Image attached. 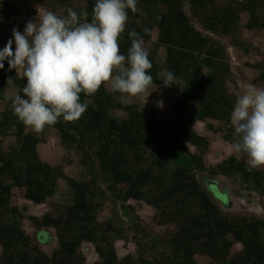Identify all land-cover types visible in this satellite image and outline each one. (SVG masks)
<instances>
[{"label": "trees", "instance_id": "trees-1", "mask_svg": "<svg viewBox=\"0 0 264 264\" xmlns=\"http://www.w3.org/2000/svg\"><path fill=\"white\" fill-rule=\"evenodd\" d=\"M183 1H188L192 14L213 33L219 28L228 32L239 20L235 5L219 6L215 0H137V8L149 10L158 39L174 52L167 71L178 79L192 75L189 69L194 66L186 60L193 59L195 49L207 37L185 21ZM95 3L89 0L88 22L93 19ZM156 5L166 10L152 12ZM135 31L138 34L139 27ZM118 40L120 54L127 56L132 38L122 33ZM164 70L160 63L152 65L149 74L153 83L163 82ZM217 70L201 77L202 93L185 88L174 114L167 117L158 116L147 103L137 100L128 104L120 100L113 105L101 85L92 95L80 93V101L88 107L78 120L65 121L61 116L49 125L78 154L85 171L81 179L70 180L64 213L45 218L60 241V250L51 257L23 229L24 215L13 200L12 188L21 189L27 199L44 202L56 194L61 176L41 160L39 138L26 130L14 111L0 112V264H89L80 251L83 242L94 244L100 258L95 264H200L198 255L207 257L210 264H264V217L221 210L201 181L200 174L207 171L203 157L191 153L184 142L188 137L199 149H206L205 137L195 132L192 122L208 118L222 121L233 111V96L225 102L216 86ZM13 82L23 97L27 80L14 76ZM190 83L196 89L200 82ZM111 111L119 115L113 116ZM7 139L13 141L7 143ZM246 161L231 158L219 164L214 174L231 177L243 190L258 193L264 210V171L250 169ZM130 199L152 206L157 223L169 227L166 235L140 236L136 229L146 232V226L139 223L130 205L125 206ZM106 208L110 215L104 221L99 214ZM131 229L139 248L135 255L119 258L115 243L126 239ZM235 242L243 248L232 254ZM142 243L159 250L161 260L150 259L152 255Z\"/></svg>", "mask_w": 264, "mask_h": 264}, {"label": "rangeland", "instance_id": "rangeland-1", "mask_svg": "<svg viewBox=\"0 0 264 264\" xmlns=\"http://www.w3.org/2000/svg\"><path fill=\"white\" fill-rule=\"evenodd\" d=\"M93 1L96 2V0ZM215 1L219 6L235 5L239 9V20L228 32L219 28L213 33L203 27L190 11L188 1H183L185 4L183 6L185 21L194 24L197 31L201 32L203 36H207L202 45L195 49L193 59L191 61L186 60L187 63L190 62L189 64L194 66V69H189L191 76L185 75L183 79L174 76L173 85L167 87H165L164 82L152 83L146 92L135 97H127L125 101L121 100V93L111 89L110 82L104 83L102 86L110 98V103L114 105L121 100L124 104H128L137 100L147 103L156 111L158 116L167 117L174 114L175 104L185 93V88L188 87L191 91H196V94L202 93L204 83L201 77L211 75L215 68L218 69L219 73L218 78H216L218 80L216 86L225 102L230 100V96H233L236 102L244 86L249 83L264 88V0ZM88 3L89 0H0V50H3L11 39L13 41L12 50L15 52L16 45L12 29L16 28L23 34L26 24L30 20L33 22L36 20L39 23V18L44 11H52L61 17L67 16L68 9H72L77 14L83 12L88 14ZM163 9L166 10L165 7L156 5L153 6L152 12H160ZM148 17L149 10L143 6L138 8L137 14L128 12V20L123 33H130L139 27L138 38L143 40L152 65L160 63L166 69L162 72L165 79L174 52L170 51L167 44L158 39V30L152 26ZM84 20L85 18L80 16V22H84ZM207 24L208 22L205 23V26ZM118 44L120 49L119 40ZM3 63L4 68L0 69V112L13 110V100L16 95H20L18 87L7 84L8 79L11 78L13 81L14 76H18L27 80L22 77V73H17L16 69L9 68L7 59ZM210 65L215 66L213 68ZM191 80L200 82L196 84V89L191 87ZM225 112L227 111L225 110ZM111 115L118 116L119 113L111 111ZM192 128L198 135L205 137L208 144L207 148L199 149L188 137L184 138V142L191 153L200 154L203 157L207 171L200 174L201 181L203 186L213 195L220 209L236 215L264 217L263 198L258 193L243 190L231 177L214 174L219 164L231 158L248 159L246 154L236 153L232 150L231 145L235 141V136L230 111L224 115L222 121L211 118L196 120L192 122ZM26 130L39 138L37 151L41 160L61 177L58 179L56 194L44 202H34L27 199L18 187L12 188L13 200L24 215L23 229L36 241L40 249L51 257L60 250V241L56 229L48 225L45 218L47 216L57 217L64 213L68 202L70 180L81 179L85 171L81 164V158L71 147L62 142L56 129L46 125L39 133L29 126H26ZM12 141L13 139L6 140L7 143ZM259 168L264 171V166ZM128 205H130L131 211L133 210L139 217V223H144L146 226V232L142 231L141 227L136 229V231L141 232L140 236L143 237L144 233L150 236L155 234L166 235L169 227L157 223L156 210L152 206L143 200L134 199L125 203L126 207ZM120 212L123 213L121 210ZM109 215V209L106 208L104 212L99 214V218L105 221ZM131 231V233H126V239H119L115 243V250L119 258L129 254L135 255L139 248L135 243V230L131 229ZM142 247L148 249V253L152 255L150 259L161 260L159 250L150 249V243H142ZM242 248L241 243L235 242L231 247V253L240 252ZM80 251L89 264H95L100 260L99 254L91 242H83ZM2 253L3 248L0 245V257ZM197 260L200 264H210L205 256L198 255Z\"/></svg>", "mask_w": 264, "mask_h": 264}, {"label": "clouds", "instance_id": "clouds-1", "mask_svg": "<svg viewBox=\"0 0 264 264\" xmlns=\"http://www.w3.org/2000/svg\"><path fill=\"white\" fill-rule=\"evenodd\" d=\"M128 10L138 11L137 0H96L91 22L86 12L68 9L61 17L46 10L39 23L26 24L23 34L12 29L15 52L10 39L0 50V69L7 59L9 68L27 79L24 96L18 94L13 100L14 114L25 126L39 133L61 116L65 121L78 120L88 107L80 101V93L92 95L104 83L110 82L122 101L147 91L153 83L152 63L135 30L129 33L127 56L120 54L118 38L125 31ZM173 79L169 71L165 87L173 85ZM7 84L15 86L11 78ZM231 124L232 150L247 155L250 169L264 166V88L244 86L231 112Z\"/></svg>", "mask_w": 264, "mask_h": 264}]
</instances>
